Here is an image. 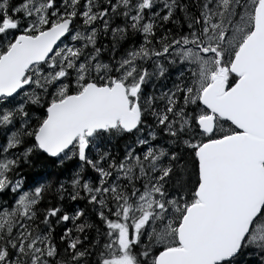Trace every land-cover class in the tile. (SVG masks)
Wrapping results in <instances>:
<instances>
[{
	"label": "snow or ice",
	"instance_id": "obj_1",
	"mask_svg": "<svg viewBox=\"0 0 264 264\" xmlns=\"http://www.w3.org/2000/svg\"><path fill=\"white\" fill-rule=\"evenodd\" d=\"M0 264H264V0H0Z\"/></svg>",
	"mask_w": 264,
	"mask_h": 264
},
{
	"label": "trees",
	"instance_id": "obj_2",
	"mask_svg": "<svg viewBox=\"0 0 264 264\" xmlns=\"http://www.w3.org/2000/svg\"><path fill=\"white\" fill-rule=\"evenodd\" d=\"M113 145H114V146H113V150H114V151H119V150L122 149L123 141L113 142ZM24 171H25V173L27 174V176L32 177V178H35V176H36L37 174H39V175H43L45 169H44V167H42V166H37V167H35V168L25 169ZM3 198L6 199V198H7V194H5Z\"/></svg>",
	"mask_w": 264,
	"mask_h": 264
}]
</instances>
